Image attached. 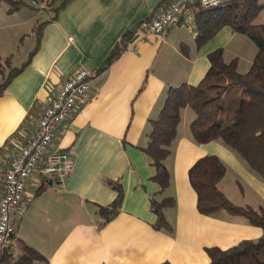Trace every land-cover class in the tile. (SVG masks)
<instances>
[{
	"label": "crops",
	"instance_id": "0c3cea01",
	"mask_svg": "<svg viewBox=\"0 0 264 264\" xmlns=\"http://www.w3.org/2000/svg\"><path fill=\"white\" fill-rule=\"evenodd\" d=\"M168 1L65 0L56 10L60 0L41 28L37 25L33 48L37 37L38 46L29 62L0 95L1 179L13 154L14 135L33 131L46 101L75 71L93 72L82 101L47 150L67 151L74 160L72 170L63 180H48L34 171L25 184L13 250L20 252L24 242L45 257L31 264H209L207 247L227 249L262 235L260 226L242 216L198 212L187 171L199 157L214 154L222 160L225 174L218 186L235 204L264 208V179L221 141L195 142L188 129L194 117L190 107L181 110L176 138L164 160L169 184L160 191L152 179L155 169L140 148L147 143L149 119L157 116L168 87L197 84L209 67L207 54L217 48H222L225 61L236 59L240 72L248 70L256 52L254 43L229 25L197 47V5L162 33L137 39L140 24ZM26 2L32 6L36 1ZM258 2L261 8L253 22L264 23V0ZM128 31L134 34L126 47L134 43L135 50H123L106 67ZM111 182L119 183L122 198L117 214L103 222L97 208L116 198ZM1 185L0 180V193ZM152 195L173 197L174 204L162 210L171 228L154 227Z\"/></svg>",
	"mask_w": 264,
	"mask_h": 264
},
{
	"label": "trees",
	"instance_id": "16d2710c",
	"mask_svg": "<svg viewBox=\"0 0 264 264\" xmlns=\"http://www.w3.org/2000/svg\"><path fill=\"white\" fill-rule=\"evenodd\" d=\"M4 1L8 12L27 5L25 0ZM39 1V0H32ZM42 1V0H40ZM65 0H61L59 6ZM195 13L196 46L209 40L222 26L229 25L235 32L250 39L256 46L250 67L245 72L237 69L236 59L225 61L222 48L207 54L209 67L197 84L181 82L170 86L163 104L155 118L149 119L148 140L140 149L150 159L155 172L152 179L162 191L170 181V172L164 160L170 154L171 145L176 138L177 126L182 108L188 106L194 117L188 125L192 139L197 143L221 141L234 151L255 175L264 179V23L253 20L260 11L258 0H234L221 6L203 9L197 6ZM44 22L38 24L41 26ZM134 31L126 32L116 47L106 67L126 48V42ZM39 36V33H38ZM28 58L17 67H11L6 59L8 72L0 68V95L11 78L20 73L29 62ZM225 174V165L214 154L199 157L187 171L188 180L196 193V208L203 215H215L226 211L244 217L250 224L260 226L262 235L256 239H244L227 248L207 247L209 264H264V208L250 204L233 203L219 188L218 183ZM117 196L108 205L98 206L97 213L102 221H108L120 208L122 191L119 183H112ZM171 196L157 198L150 196V209L156 214L155 228H171L163 215V208L172 206ZM20 252L12 247L0 249V264H31L45 257L35 248L21 242ZM161 264H170L164 261Z\"/></svg>",
	"mask_w": 264,
	"mask_h": 264
},
{
	"label": "built area",
	"instance_id": "2783aa9c",
	"mask_svg": "<svg viewBox=\"0 0 264 264\" xmlns=\"http://www.w3.org/2000/svg\"><path fill=\"white\" fill-rule=\"evenodd\" d=\"M231 1L234 0H169L151 20L140 24L137 39L162 33L192 5L209 9ZM125 49L133 51L135 44H128ZM92 76L89 69L75 71L46 101L35 120L33 131L14 135L13 154L0 179V249L14 245L15 223L28 177L38 171L48 180H63L72 170L74 160L67 151L47 150L54 143L57 131L82 101Z\"/></svg>",
	"mask_w": 264,
	"mask_h": 264
},
{
	"label": "rangeland",
	"instance_id": "374dc122",
	"mask_svg": "<svg viewBox=\"0 0 264 264\" xmlns=\"http://www.w3.org/2000/svg\"><path fill=\"white\" fill-rule=\"evenodd\" d=\"M29 3L31 0H25ZM60 0H48L33 2L32 6L24 5L18 10L8 12L7 4L0 1V35L3 38L0 44V68L8 72L6 58H10L12 66L19 65L27 56L35 42L37 25L47 16L53 14V6ZM12 59V61H11ZM9 60V59H8Z\"/></svg>",
	"mask_w": 264,
	"mask_h": 264
}]
</instances>
